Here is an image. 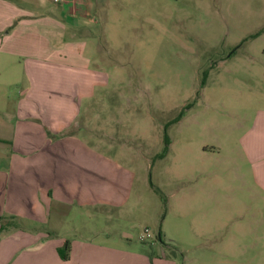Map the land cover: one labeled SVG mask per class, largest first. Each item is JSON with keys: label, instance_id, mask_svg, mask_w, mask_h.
Wrapping results in <instances>:
<instances>
[{"label": "rangeland", "instance_id": "1", "mask_svg": "<svg viewBox=\"0 0 264 264\" xmlns=\"http://www.w3.org/2000/svg\"><path fill=\"white\" fill-rule=\"evenodd\" d=\"M92 2L93 20L59 37L55 3L0 0L1 24L14 13L32 16L26 28L34 53L0 54L3 117L24 94L26 65L52 74L89 59L90 70L109 77L81 123L86 129L76 131L91 144L64 154L81 165L75 194L63 202L53 195L47 221L31 226L46 227L50 240L103 244L120 258L144 248L157 264H264V190L244 149L264 114V0ZM66 43L84 55L71 56ZM86 44L93 49L82 50ZM61 95L47 89L43 99ZM189 103L168 127L169 151L159 157L164 126ZM4 150L0 164L9 162ZM7 205L3 184L0 220L25 225Z\"/></svg>", "mask_w": 264, "mask_h": 264}, {"label": "crops", "instance_id": "2", "mask_svg": "<svg viewBox=\"0 0 264 264\" xmlns=\"http://www.w3.org/2000/svg\"><path fill=\"white\" fill-rule=\"evenodd\" d=\"M50 1L56 4L55 15L59 20L54 22L58 26L59 37L69 29L74 36L80 22H86L87 18L93 20L92 0ZM31 17L28 12L21 16L14 13V17L0 23V54L15 57L21 52L30 58L34 56L26 28ZM19 26L23 28L20 30L22 39L15 38ZM65 47L71 56L75 53L77 59L84 55L68 43ZM85 48L93 49L89 44L81 45L82 50ZM66 50H62L65 56ZM53 61L49 62H56ZM89 63V59L86 63L79 59L77 65H73L75 68L54 64V67L72 70L52 68V74L45 65H26L23 68V96L13 113L5 117L0 113V147L5 148V155L10 154L9 162L4 160L0 164V189L3 184L8 185L6 211L21 216L25 221V225L19 228L2 227L0 224V264H157L154 253L148 249L131 251L120 258L114 248L87 240L71 242L68 258L63 259L60 250L65 242L50 240L51 234L46 227V231H41L42 226H31V223L44 225L47 221L44 218L50 211L53 195L60 196L63 202L66 197H71L70 191L73 195L76 192L79 178L76 171L81 169V165L66 161L64 154L81 152L83 146L91 144L89 140L78 141L76 131L86 129L81 123L88 118L90 107L96 103L93 101L98 86H109V77L100 79L98 72L90 70ZM47 89H58L63 95L43 99ZM255 121L251 133L246 135L249 144L244 149L256 182L264 190V140L261 138L264 136V114H258ZM50 133L56 136L55 140L50 139Z\"/></svg>", "mask_w": 264, "mask_h": 264}, {"label": "trees", "instance_id": "3", "mask_svg": "<svg viewBox=\"0 0 264 264\" xmlns=\"http://www.w3.org/2000/svg\"><path fill=\"white\" fill-rule=\"evenodd\" d=\"M257 35L258 34H255L253 37H255ZM207 76H208V72L205 71L204 72L203 80L201 82V88L204 87V85L206 83V80H207ZM190 106H191V104L189 103L185 107H183L181 109V111L179 112V114L173 120H171L170 122L166 123V125L164 126V146L162 148L161 153L159 154V157L166 156L167 153H168V151H169V146H170L171 140H170V136L168 134V127L170 125H173V124L179 122L182 119V117L184 116L185 110L187 108H189ZM15 219H16L15 217H10V218L3 217L0 220V224H1L2 227H4V226L5 227L6 226H14V227L19 228L21 225H19L18 223H16V220ZM158 238L161 240L160 233L158 235ZM69 244L70 243L68 241H66L65 244H64V246L60 250V253H61V256H62L63 259H67L68 258Z\"/></svg>", "mask_w": 264, "mask_h": 264}, {"label": "built area", "instance_id": "4", "mask_svg": "<svg viewBox=\"0 0 264 264\" xmlns=\"http://www.w3.org/2000/svg\"><path fill=\"white\" fill-rule=\"evenodd\" d=\"M54 1H56V2L58 1L59 2V1H63V0H54ZM145 233H146V236L147 237H150L151 236L148 229L145 230Z\"/></svg>", "mask_w": 264, "mask_h": 264}]
</instances>
